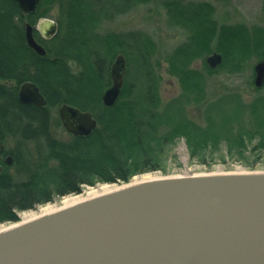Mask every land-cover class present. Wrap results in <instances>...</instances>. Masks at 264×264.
I'll list each match as a JSON object with an SVG mask.
<instances>
[{
    "label": "trees",
    "instance_id": "obj_1",
    "mask_svg": "<svg viewBox=\"0 0 264 264\" xmlns=\"http://www.w3.org/2000/svg\"><path fill=\"white\" fill-rule=\"evenodd\" d=\"M59 1L65 11L57 19L56 35L45 40L34 31L46 48V54L39 55L26 44L25 15L13 0H0V140L3 144L7 139L16 141L11 149L5 146L3 153L13 156L12 165L0 159V224L19 221L21 211L79 194L83 186L128 183L138 174L165 172L169 145L179 136L184 137L190 155L203 164L216 155L222 161L232 158L248 169L263 161L264 94L258 92L245 101L233 91L213 92L205 77L188 67L198 45H206L211 37L213 21L206 12L209 4L166 1L169 17L188 31L187 41L165 58L169 71L180 78L179 96L166 102L161 98L159 80L149 61L154 44L144 33L129 34V39L140 45L141 85L126 81L116 103L107 107L100 97L103 71L99 57L91 61L95 73L85 66L75 72L68 61L73 56L70 51L79 50L84 57L85 53H95L87 46L93 29L90 25L95 19L108 17V11L104 7L97 10L94 1L86 0L91 9L82 16L76 7L79 1ZM178 7L186 12L177 14ZM49 10L39 5L27 15L29 21L47 16ZM86 21L90 25H83ZM219 35L224 40H219L220 44L233 55L239 56L252 46L264 58V32L241 25L227 29L226 36L223 31ZM127 40L122 37L120 41L123 50ZM99 43L108 49L107 41ZM175 54L181 59L174 58ZM25 81L39 86L47 100L44 106L19 100L17 90ZM109 82L107 78L105 84ZM63 102L93 113L97 127L90 135L70 134L68 140L54 136L53 131L62 124L51 109Z\"/></svg>",
    "mask_w": 264,
    "mask_h": 264
},
{
    "label": "water",
    "instance_id": "obj_2",
    "mask_svg": "<svg viewBox=\"0 0 264 264\" xmlns=\"http://www.w3.org/2000/svg\"><path fill=\"white\" fill-rule=\"evenodd\" d=\"M33 14L41 0H13ZM53 38L58 23L48 17L25 23V41L39 55L34 36ZM213 51L210 68L222 63ZM126 59L118 54L111 83L101 95L116 103L123 89ZM254 85L264 84V60L254 66ZM22 103H47L39 86L21 83ZM58 117L74 136L97 127L89 110L60 103ZM0 140V154L4 150ZM11 155L5 164L11 165ZM2 166L0 165V173ZM0 264H264V171L190 174L128 182L0 230Z\"/></svg>",
    "mask_w": 264,
    "mask_h": 264
},
{
    "label": "rangeland",
    "instance_id": "obj_3",
    "mask_svg": "<svg viewBox=\"0 0 264 264\" xmlns=\"http://www.w3.org/2000/svg\"><path fill=\"white\" fill-rule=\"evenodd\" d=\"M77 1H79L76 5L79 14L85 16L89 9H91L90 4H88V2L86 3V0ZM91 1H94L95 6L93 5V8L98 10L104 7V10H107L109 15L108 17H101L99 20L95 19L91 25L90 21H86L83 24H88L93 28L90 30L91 35L89 42H87V46L89 50H94L95 53H93V51L90 55L85 53L84 55H86V57H84L79 50L70 51L73 55L68 61L71 69L77 72L85 66L88 72L92 71L95 73L93 70L95 64H92L91 61L99 57L98 61H100L99 64L102 66L103 71L100 79L102 95L105 88L111 83L110 79V82L105 84L107 78H110L111 64L115 57L121 53L126 59L124 84L128 81L129 85H141L139 80L141 76L139 73L141 69L139 60L143 61V58H138V56L140 57V52H138L140 45H137L138 42L135 43V41H132V38L129 39V34L133 37L134 35L137 36L139 33H144L148 35L154 44L153 48L151 47L150 49L149 61L152 71L159 80L161 98L166 102L170 98L178 97L182 90L181 81L176 74L169 71V66L165 58L166 56H173L174 48L182 41H187L188 31L185 27L175 24L171 17H169L166 1L170 0H125L124 3H119L117 0ZM175 1L184 4H209L206 12L213 21V31L210 32V39L206 45H198V53L192 56L188 67L202 75V77H205L209 88L213 89V92L223 93L233 91L241 94L245 101L252 99L258 92L264 94V84L260 87L254 85V66L259 61L264 60L263 56L252 46H248L244 52H240L239 56H235L228 48L220 44V42L224 40L221 39V35H219L221 31H223L225 35L227 29L233 27L239 28L241 25L251 31L253 30V32L255 29L258 33L264 32V0ZM61 4L59 0H41L40 5L43 10L50 9L48 15L44 17L51 18L57 22L60 14H63L65 11L61 7ZM175 11H177L179 15L182 14V12H186L185 9H181L180 7L175 9ZM24 17V23L29 22L32 25L33 23L36 24L39 18H42L37 17L29 21L30 17L27 15ZM122 37L128 39L127 44L124 46V50L119 45ZM101 39L108 42V49L104 47V45L101 47L99 43ZM213 51L219 52L223 60L217 67L210 68L206 63V57ZM179 56L180 55L175 54L174 58H179ZM87 57H90L89 61ZM189 109L192 111V114H195V110L191 106ZM51 111L54 115L58 116L56 107H53ZM53 134L60 140H68L70 138V134L63 127L55 129ZM15 142L14 140L7 139L4 146H6L7 149H11L14 147ZM221 148H223V150L226 148L224 143ZM208 162L207 164H203L198 162L197 158L192 157L184 137L179 136L169 145L168 157L165 162V172L156 170L138 174L131 178L130 183L167 176L264 171V159L254 169H248L236 160L232 158L229 159V157H225V161H222L219 155L212 156L209 158ZM9 171L14 174L12 169ZM17 177L20 178L21 176L17 175ZM123 184L125 183H97L94 186H83L82 192L79 194L65 195L61 198H57L53 202L38 205L35 209L19 212V221L28 219L26 217L31 212L38 213L40 210L48 208H59L64 206L65 202L71 198L78 196L79 199H83L94 194L103 193L108 188H116ZM12 224L13 223H2L0 227H7Z\"/></svg>",
    "mask_w": 264,
    "mask_h": 264
},
{
    "label": "bare ground",
    "instance_id": "obj_4",
    "mask_svg": "<svg viewBox=\"0 0 264 264\" xmlns=\"http://www.w3.org/2000/svg\"><path fill=\"white\" fill-rule=\"evenodd\" d=\"M111 189H113V188H108V189H106L104 192H106V191H109V190H111ZM100 194V193H99ZM94 195H97V194H94ZM94 195H91V196H94ZM90 197V196H89ZM83 199H85V198H83ZM80 200H82V199H79V197L77 196V197H74V198H71L70 200H68V201H66L65 202V204H64V206H66V205H68V204H71V203H74V202H77V201H80ZM62 207V206H61ZM56 209V208H55ZM52 210H54L53 208H48V209H45V210H40L38 213H30L29 215H27V217L26 218H28V219H30V218H33V217H35V216H37V215H41V214H43V213H46V212H49V211H52ZM27 220V219H26ZM5 228V226H3V227H0V230H2V229H4Z\"/></svg>",
    "mask_w": 264,
    "mask_h": 264
},
{
    "label": "flooded vegetation",
    "instance_id": "obj_5",
    "mask_svg": "<svg viewBox=\"0 0 264 264\" xmlns=\"http://www.w3.org/2000/svg\"><path fill=\"white\" fill-rule=\"evenodd\" d=\"M34 31H37V30H34ZM38 32V31H37ZM39 33V32H38ZM40 34V33H39ZM34 36H35V34H34ZM41 36V35H40ZM42 37V36H41ZM36 38V37H35ZM43 38V37H42ZM37 39V38H36ZM44 39V38H43ZM52 39V38H51ZM45 40H50V39H45ZM41 43V42H40ZM42 44V43H41ZM43 45V44H42ZM46 49V48H45ZM21 85V84H20ZM19 85V86H20ZM18 89H19V87H18ZM17 92H18V90H17ZM70 134V133H69ZM4 150H5V148H4ZM4 150H3V152L0 154V159L1 160H3L4 161V163H5V157L6 156H8V155H11V154H9V153H5V154H3L4 153ZM12 156V155H11ZM12 158H13V156H12ZM12 163H13V161H12ZM0 165L2 166V170H3V165L0 163ZM12 165V164H11Z\"/></svg>",
    "mask_w": 264,
    "mask_h": 264
}]
</instances>
